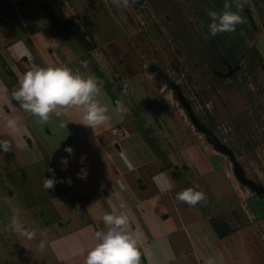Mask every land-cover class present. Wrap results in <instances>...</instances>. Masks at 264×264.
Wrapping results in <instances>:
<instances>
[{"label":"crops","instance_id":"1","mask_svg":"<svg viewBox=\"0 0 264 264\" xmlns=\"http://www.w3.org/2000/svg\"><path fill=\"white\" fill-rule=\"evenodd\" d=\"M113 1L18 0L0 5V141L11 145L8 152L0 150V264H84L96 242L95 233L106 230L102 217L111 211L109 202L129 216L131 229L138 233L141 264H206L209 258L215 264H264V233L259 229L264 227V194L236 188L224 153L198 136L199 127L207 130L200 104L206 75L202 65L192 62L186 69V80H195L199 102V108L190 105L187 122L138 62L144 33L153 30L125 29L124 36L136 38L131 47L137 56L129 62L115 55L112 46L121 43L123 35L108 32L117 16ZM204 2L187 0L183 11L188 6L201 8ZM242 2L253 5L256 13L264 5V0ZM192 9L199 19L196 23H202L206 16ZM231 10H238L235 0ZM240 14L244 23L234 32H223L226 40L219 44L223 52L226 47L250 44L255 59L246 51L235 67L264 69V31L259 24L252 25L243 10ZM222 62V68H228ZM33 64H63L94 75L103 81L113 107L121 100L127 113L93 129L80 123L81 109L62 108L61 116L50 113L49 120L41 123L12 97ZM259 89L263 91L260 85ZM8 119L18 121L15 132L7 127ZM61 121L67 126L61 127ZM117 127L125 132L121 140L113 133ZM69 145L74 149L71 156L65 152ZM83 154L86 179L77 176ZM64 156L69 160L66 168L60 162ZM49 168L55 170L56 183L45 189V177L53 176ZM159 173L163 175L158 187L153 177ZM169 182L173 188L162 191ZM193 185L206 193L205 201L190 206L176 199V193ZM35 235L45 240L46 248L52 246L50 256L46 251L43 257L33 247L30 239Z\"/></svg>","mask_w":264,"mask_h":264},{"label":"rangeland","instance_id":"2","mask_svg":"<svg viewBox=\"0 0 264 264\" xmlns=\"http://www.w3.org/2000/svg\"><path fill=\"white\" fill-rule=\"evenodd\" d=\"M138 1L141 0H127L126 6L124 0L113 1L117 16L116 19L112 17L108 32L112 36L123 35L119 39L121 43H118L123 48H116L118 44L112 46L116 50L115 55L122 60L127 57L129 62L137 56L131 47V41L136 38L124 36L125 29L153 30V33H144V43L141 44L144 52L138 55V62L143 66L144 75L160 90L178 117L187 122L186 112L190 114V105L196 109L199 108V102L196 100L198 93L195 80L191 77L186 80V69L192 62L200 63L206 72L202 79L203 101L200 104L204 110L202 118L207 130L199 128L202 132L198 136L209 147H221L224 153L222 157L228 165V175L236 188L243 191L249 188L255 193L259 190L264 194V69L235 67V62L240 61L246 51L251 60L255 59L254 48L251 50L250 44H240L236 48L226 47L223 52L219 43L226 38L222 33L211 37L208 29V11L224 9L226 2L232 4L234 0H205L201 8L199 5L188 6L190 10L200 8L201 13L196 10L198 15L206 16L202 23H196L199 19L196 18L195 9L192 11L194 14L188 8L183 11L187 0H157L154 5L150 3L151 0H143L141 5ZM259 7L261 12L256 13L253 5L244 4L242 10L252 25L259 24L263 33L264 5ZM73 27L79 29L77 25ZM200 28L205 29L209 37H205ZM80 36L84 37L82 33ZM231 39L237 40L236 37ZM222 60L229 64L228 68H222ZM188 72L190 74V70ZM192 119L196 120L195 117ZM259 229L264 233L262 225ZM30 242H33V247L43 257L46 251L48 256L51 255L52 246L48 247L49 250L46 246L41 248V240L36 239V235ZM19 243L22 245L23 242ZM27 244L30 245L29 241Z\"/></svg>","mask_w":264,"mask_h":264},{"label":"clouds","instance_id":"3","mask_svg":"<svg viewBox=\"0 0 264 264\" xmlns=\"http://www.w3.org/2000/svg\"><path fill=\"white\" fill-rule=\"evenodd\" d=\"M118 2V0H114ZM237 11L231 10V4L226 2L224 10L217 12L209 10L207 15L210 18L208 23L209 35L215 37L218 33L234 32L236 26L244 23V17L240 14L243 9L242 0H235ZM125 6L127 0H124ZM12 97L27 112L39 118L41 123L49 120L50 113L57 117L63 113L62 108L76 107L81 109L80 123L95 129L112 121L113 117L122 119L128 109L121 100L113 101L103 89V81L94 75H84L78 70H73L68 65L48 64L41 67L33 64L32 68L24 73L19 81V86L12 93ZM67 124L61 121V127ZM7 127L15 132L18 127L16 119H8ZM11 145L8 141H0V150L8 152ZM65 152L68 156L73 155L72 146H66ZM68 156L60 158L61 165L65 168L69 164ZM86 154L81 155L79 163L82 165L77 176L86 179L88 170L85 165ZM131 167V164H129ZM53 173L52 177L44 179L43 187L50 189L56 183L55 170L48 169ZM163 173L153 177L159 185V178ZM69 183L71 179L69 178ZM173 185L169 182L161 188L162 191H170ZM207 198L206 193L193 185L176 193V199L195 206ZM111 211L106 212L102 219L106 230H99L95 233L96 242L88 251L84 264H141V251L139 250V235L130 227V218L125 213H118L114 204L109 202ZM16 230H22L19 225L14 226ZM31 237L33 232L25 233ZM45 242L41 241L43 248ZM174 258V257H173ZM206 264H215V260L209 258Z\"/></svg>","mask_w":264,"mask_h":264},{"label":"built area","instance_id":"4","mask_svg":"<svg viewBox=\"0 0 264 264\" xmlns=\"http://www.w3.org/2000/svg\"><path fill=\"white\" fill-rule=\"evenodd\" d=\"M18 0H0V5L2 4H7V3H11L14 4L16 3ZM113 133L116 137L117 140H121L124 138L125 136V132L124 129L122 127H117L113 130Z\"/></svg>","mask_w":264,"mask_h":264},{"label":"water","instance_id":"5","mask_svg":"<svg viewBox=\"0 0 264 264\" xmlns=\"http://www.w3.org/2000/svg\"><path fill=\"white\" fill-rule=\"evenodd\" d=\"M198 126V125H197ZM199 128H201V127H199ZM201 130H202V128H201ZM215 147H217L219 150H221L222 151V149H221V147L220 146H215Z\"/></svg>","mask_w":264,"mask_h":264}]
</instances>
